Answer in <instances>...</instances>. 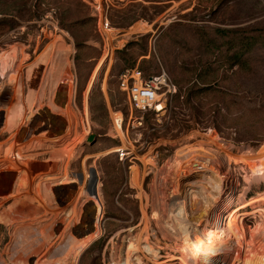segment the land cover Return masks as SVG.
I'll return each mask as SVG.
<instances>
[{"label": "rangeland", "instance_id": "1", "mask_svg": "<svg viewBox=\"0 0 264 264\" xmlns=\"http://www.w3.org/2000/svg\"><path fill=\"white\" fill-rule=\"evenodd\" d=\"M31 3L0 0V115L5 114L0 119V264H18L21 252L28 256L39 240L45 247L48 225L53 227L59 213L71 208L67 200L71 194L60 197L69 188L73 198L83 196V213L91 221H83L80 212L82 224L81 220L71 223L91 235L97 208L84 196L91 168L97 171L103 207L101 235L79 255L71 254L84 240L75 229L55 242L62 248L57 255L62 260L56 256L35 264L118 262L144 228L143 210L151 220L150 245L162 255V264H182L179 258L194 251L192 238L186 242L165 236L159 220L173 223L170 216L179 202L175 190L180 170L166 163L176 158L178 150L200 145L198 141L211 136L232 146L235 154L247 156L250 163L219 165L227 177L223 193L195 213L188 208L187 219L195 224L202 216L204 242L230 247L233 257L226 264H264V212L243 215L253 210L247 201L264 192V182L256 184L264 181V175L255 165L264 162V140L258 145L249 141L264 129L260 108L264 105V0H109L111 29L116 31L111 40L98 32L92 10L82 0H45L43 17L36 21H28L29 13L24 11ZM137 23H147L152 30L126 38ZM122 42L124 47L119 48ZM107 44L113 48L106 50ZM67 62L73 101L64 102L60 94L47 104ZM135 66L146 75L166 70L184 97L196 86L209 90L193 96L191 105L182 106L183 113L174 108L155 135L147 129L141 133L126 121L120 138L113 114H128V104L118 77L123 69ZM196 109L206 113L201 124L193 123ZM50 116L64 124L56 121V126L47 127ZM91 135L94 142L89 141ZM13 151L22 156L23 166L7 163ZM150 158L159 176L146 163ZM67 161L71 187L64 184ZM134 170L139 172L142 197L132 182ZM76 174H83V184ZM239 215L244 221L245 249L227 227Z\"/></svg>", "mask_w": 264, "mask_h": 264}, {"label": "bare ground", "instance_id": "2", "mask_svg": "<svg viewBox=\"0 0 264 264\" xmlns=\"http://www.w3.org/2000/svg\"><path fill=\"white\" fill-rule=\"evenodd\" d=\"M151 30H152L151 25L147 23H137L126 33L127 34L126 38H129L131 36L138 35V34H145ZM115 33L116 31L114 29H109L106 35L109 38V40H111ZM124 44L125 43L122 42L119 48H123ZM107 48L111 49L113 47L110 44H107L106 50ZM70 64L71 63L67 62L63 65L62 79L60 81L58 80L56 84L53 86V91L51 93V96L48 98L47 104L52 103L51 101L53 100V98L54 97L57 98V96H59L60 94L64 96L63 98L64 102L71 103L73 101L72 100L73 94H71V89H72L71 83H72L73 78L71 77L72 74H70L71 72ZM95 73L93 74L91 78V82L95 79V75H96ZM89 88L91 89L90 85L88 86L87 92L89 91ZM53 101H56V99H54ZM4 118H5V114L2 113L0 115L1 121H3ZM114 129L116 131V134L120 136V138H122L121 137L122 128L116 122H114ZM192 136L197 138L199 135L197 133H193ZM82 140L83 139H80L79 142H82ZM198 142L200 145H191V146H187L185 148L178 150L176 154V158L172 160L171 162L169 161L166 163V165L169 168L178 166V169L180 170L179 174H180L181 181L178 184H176L177 187L175 190V195H176L175 197L177 199L176 201H179V202L175 204V211L170 216V218L172 217L173 223L164 222L163 219L160 217H159L160 218L159 220H160V224L162 223L164 227L162 231L165 236L184 238L186 242H189V240H191L192 238V242L194 244L193 245L194 251L191 253H188L185 257L183 256L179 258L182 264H226L228 260L233 257L231 253L229 252L231 250L230 247L228 246L217 247V246H213L211 244L205 243L204 242V238H205L204 230L200 228L202 225V223H200L202 216L199 218L197 223L193 224L189 222V220L187 219V212H188V208L191 211V213H195L198 211V209L202 207L211 206L212 199L218 198L223 193L227 177L226 175H223L222 173H220V171L218 170L219 168H217L219 165L227 164L230 167L232 163H242V162L250 163V161L245 155L235 154L232 151V146H228V144L212 136L211 138L203 137V140H200ZM71 150H72V147L68 149L69 153H66L65 159L66 158L68 159L70 157ZM123 151H125V149H123ZM12 154H15V152L13 151ZM18 156H19V159H18L19 161L8 160L7 163H10L13 167L16 166L17 164H19V166H23L22 164H20L21 163L20 160H22V156L20 154H18ZM67 163L68 161L66 162V165L64 168L65 169L64 170L65 171V183L64 184L71 187L70 185L71 181L69 182L68 178L66 179ZM146 163H149L151 165L152 172H155V174L159 176L160 170L158 169V166L155 163V161H153V158L147 159ZM195 163L203 165V168L205 169L202 170L201 172H198V170H196V168L193 167ZM255 165L259 168V171L263 173L264 175V162L255 164ZM138 175H139L138 170H134L132 182L134 185L139 187V189L141 190L140 197H142L145 194L142 189L141 182L140 180H138V177H139ZM75 176L78 177L77 175ZM87 176L88 175L85 174V177ZM263 182L264 181L256 183V184H260ZM181 189H183V194H182ZM68 190H71V189L69 188ZM68 190L67 189L64 190L63 195H61L60 197H63V199H65L66 198L65 193L71 194V197L67 199L69 204H71L70 205L71 208L68 207L66 210L64 209L62 213L61 212L59 213L61 214V217H59V220H56V223H54L53 227L49 228L50 224L48 225V228H47L48 230L45 232V247L42 246L39 240V242L37 241L38 242L37 245H35L33 248L29 250L32 252H30L28 256H26L27 253L24 249L25 253L21 252V256L19 258L17 257L18 258L17 260L19 261L18 264H35L38 260L40 262L41 260L44 262L45 261L51 262L55 260L56 256L59 255L62 251V248H60V245L56 246V243L59 242V237H61L64 234L73 233L75 229L76 230L79 229V233L77 232L78 237L80 238L81 236H83L82 238L84 240L81 242H78V245H76V248H74V250L75 249L76 250L72 251L71 254L79 255L86 246H88L93 240H95L97 237L101 235V216L103 213V207H102V204H101L102 202L99 196L98 195L96 197L90 196L88 192H85L84 194L85 198L87 199L86 201L92 200L97 208V213L93 219L91 235L89 236L88 234L89 230L88 232H86L85 229L84 231H81L82 229L81 227L78 228V225H74L77 221L81 220L79 217L81 216V213L83 214V218H84L83 221L85 220V222H91V221H88V218H86L85 217L86 215H84L83 213L85 212V206H83L84 201L80 199L83 196H81L80 198L78 197V199H75L73 198L74 194ZM247 202L249 206L252 205L253 210L250 212L243 213L245 217L253 216L256 214H262L264 212V208L261 207L262 205H264V192L259 194L256 197L251 198ZM46 204L47 206H49L48 203ZM74 210H77V211H74ZM203 211L204 212L202 213V215L204 216L206 210L204 209ZM238 214L239 213L237 212L236 215ZM241 217L242 216L239 215L238 218L237 217L232 218L227 223V227H228L229 233L231 234L234 233V235L237 237L238 246L245 249L247 241H245L244 239V224H243L244 221H243V218ZM58 221H60L62 225H59V226L56 225ZM142 221H143L144 228L142 232L140 233V235L138 236V238L134 241V243L132 242L133 244H131L125 256H122L120 261L114 262L112 264H162V261H161L162 255L156 254L155 253L156 249L150 245V238H149L148 231L150 228L151 220L149 219L145 210H143ZM71 222H73L74 224ZM80 223L82 224V220L80 221ZM69 224H73V225H69ZM145 251L147 252L149 256L143 253ZM236 257H237V254L235 258ZM57 258L63 259L62 256L61 257L57 256ZM175 259L176 257L174 256L171 257V260H175Z\"/></svg>", "mask_w": 264, "mask_h": 264}, {"label": "built area", "instance_id": "3", "mask_svg": "<svg viewBox=\"0 0 264 264\" xmlns=\"http://www.w3.org/2000/svg\"><path fill=\"white\" fill-rule=\"evenodd\" d=\"M90 6L92 15L96 19L98 32L104 37L111 29L109 20V0H82ZM118 88L126 97L128 114L115 111L113 119L123 129L126 121L128 126L142 130L147 129L154 135L164 120L169 119L173 109L175 98L179 89L166 70L162 69L158 74L147 76L138 66L126 68L118 77ZM152 115L153 124L146 126V116ZM128 133V129H127ZM142 135V134H141ZM124 153V151H122ZM11 160L19 159L18 154H12ZM198 172L205 168L203 165L194 164Z\"/></svg>", "mask_w": 264, "mask_h": 264}, {"label": "trees", "instance_id": "4", "mask_svg": "<svg viewBox=\"0 0 264 264\" xmlns=\"http://www.w3.org/2000/svg\"><path fill=\"white\" fill-rule=\"evenodd\" d=\"M30 1H32V3L28 7V11H27V9L24 10V11H26V12L29 13V17H28L27 20L28 21H36V20L41 19L43 17L44 12H45V0H30ZM28 2H29V0H28ZM52 4H53V1H51V2L48 3V5H52ZM20 11L21 10H19V12ZM94 20H95V23H96V19L95 18H94ZM71 21H73L72 23L75 22V20H71ZM96 27H97V25H96ZM128 68H130V67H128ZM125 69H123V70H125ZM147 76H151V75H147ZM208 90L209 89L207 87L201 88V87H197L196 86L194 89H192L191 91H189V93L187 94L186 97H184L182 95V93L179 91V94L175 98V101H174V108L175 109L176 108H180V114L183 113L182 112L183 111V107H182L183 105H185V104L191 105V102L193 100V96H197V94H199V93L202 94L203 92L208 91ZM200 106H202V104H200ZM260 108H263L264 109V105H262ZM173 111H174V109H173ZM173 111H172V113H173ZM259 111H261V110H259ZM205 116H206V113L204 114L203 112H201L198 109H196V115L193 116V123L194 124H201V123H203L204 122L203 119L205 118ZM153 118L154 117L152 115H150V114L146 116V126L147 127H150L153 124ZM151 121H152V123H151ZM188 127L190 128L192 126H188ZM263 140H264V129L263 130H259L258 133H256L255 135L252 136V138L249 139V141L256 142L257 145L261 141H263ZM260 235L261 234H258L257 233V237H260Z\"/></svg>", "mask_w": 264, "mask_h": 264}, {"label": "water", "instance_id": "5", "mask_svg": "<svg viewBox=\"0 0 264 264\" xmlns=\"http://www.w3.org/2000/svg\"><path fill=\"white\" fill-rule=\"evenodd\" d=\"M50 117H51V119H50L51 121L50 120H46L45 121L47 127H51L54 124H55L54 126H56V121H60V123L62 125L64 124L63 123L64 122L63 119H61L59 117H56V116H54V117L50 116ZM54 121H55V123H54ZM94 140H95V135H91L90 138H89V141L90 142H94ZM76 175L78 176L79 182L82 183L83 179H84L83 174H76ZM90 176H91V178H90V181H89V186H88V190L87 191H88L90 196H95L96 197L98 195V178H97L96 169H94V168L90 169Z\"/></svg>", "mask_w": 264, "mask_h": 264}]
</instances>
